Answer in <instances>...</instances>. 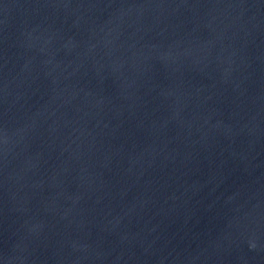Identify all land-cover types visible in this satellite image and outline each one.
I'll return each mask as SVG.
<instances>
[{
	"label": "water",
	"instance_id": "obj_1",
	"mask_svg": "<svg viewBox=\"0 0 264 264\" xmlns=\"http://www.w3.org/2000/svg\"><path fill=\"white\" fill-rule=\"evenodd\" d=\"M0 264H264V0H0Z\"/></svg>",
	"mask_w": 264,
	"mask_h": 264
}]
</instances>
